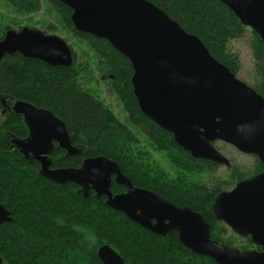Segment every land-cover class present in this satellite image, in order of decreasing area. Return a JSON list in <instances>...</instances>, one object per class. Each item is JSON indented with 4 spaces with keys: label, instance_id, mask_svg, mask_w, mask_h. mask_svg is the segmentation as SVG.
I'll return each mask as SVG.
<instances>
[{
    "label": "trees",
    "instance_id": "obj_1",
    "mask_svg": "<svg viewBox=\"0 0 264 264\" xmlns=\"http://www.w3.org/2000/svg\"><path fill=\"white\" fill-rule=\"evenodd\" d=\"M5 1L17 12L40 10L39 0ZM46 1L55 8L65 32L85 42L93 53V63L121 100L126 119L121 121L89 87L90 62L86 59V66L79 61L68 43L73 63L67 68L50 67L19 54L0 61V205L12 218L0 225V264H102L97 252L103 245L114 250L123 264H215L184 248L176 232L157 236L107 207L105 197L96 198L92 190L84 195L73 183L56 184L42 177L39 164L30 163L12 145L13 139L24 140L21 137L27 128L21 115L3 112V104L10 101L49 111L64 124L75 150L68 154L53 146L51 168L79 169L85 159L104 156L118 165L134 187L199 213L210 226L211 240L240 251H259L249 237L242 238L238 248L232 236L226 237L227 227L213 215V202L222 190L207 188L198 176L220 165L192 158L176 145L172 134L145 117L133 95L128 59L106 40L77 32L67 6ZM146 1L197 36L210 55L236 76L240 61L228 44L247 28L225 5L218 0ZM21 28L0 26V41L6 31ZM45 29L44 34L55 32L51 25ZM249 45L253 85L245 84L264 100V44L250 31ZM239 180L242 177L235 169L231 183ZM110 190L113 194L125 191L113 179Z\"/></svg>",
    "mask_w": 264,
    "mask_h": 264
},
{
    "label": "water",
    "instance_id": "obj_2",
    "mask_svg": "<svg viewBox=\"0 0 264 264\" xmlns=\"http://www.w3.org/2000/svg\"><path fill=\"white\" fill-rule=\"evenodd\" d=\"M71 10L77 32L106 40L131 64L133 95L141 113L197 160L226 168L229 160L214 146L227 144L264 165V100L215 60L199 38L184 31L146 0H57ZM258 35L264 44V0H218ZM19 54L50 67H70L72 51L65 40L36 28L8 30L0 41V61ZM21 115L29 137L12 140L28 161L39 163V174L56 183H73L84 195L92 190L105 205L157 235L177 233L178 242L215 264H264V173L239 181L219 193L212 206L216 220L260 251L227 247L209 237L210 226L188 207H178L153 192L134 187L118 165L104 156L87 158L79 169H50L53 143L74 153L62 121L46 110L21 101L9 102ZM4 105V104H3ZM113 181L125 191L113 194ZM12 220L0 205V225ZM102 264H123L109 246L98 249ZM1 263V258H0Z\"/></svg>",
    "mask_w": 264,
    "mask_h": 264
},
{
    "label": "rangeland",
    "instance_id": "obj_3",
    "mask_svg": "<svg viewBox=\"0 0 264 264\" xmlns=\"http://www.w3.org/2000/svg\"><path fill=\"white\" fill-rule=\"evenodd\" d=\"M39 1L40 10L37 13L25 14L17 12L5 0H0V26H34V28L40 31L46 30L45 28L49 25L54 26L55 32H49V34H54L65 40L66 43L72 47L73 52L77 55L79 61L84 62L87 59L90 62V76H88V78H90L91 83H89V87L95 90L100 98L119 117V119L124 122L126 119V113L123 109L121 100L117 95L111 92L107 81L102 79V73L98 72L96 69V64L93 63L95 56L90 51L86 43L71 37L69 32H65L62 26L59 24L55 8L52 7L46 0ZM250 31L251 30L247 28L246 32L241 37L230 41L228 47L240 61V69L236 74L237 78L251 86L253 85V81L251 77L252 54L249 45ZM87 57H89V59ZM213 146L229 160L230 167H215L213 171L199 174L198 177L207 188L215 187L216 189L222 191L230 190L233 188L236 182H238L233 181V183H231L235 169H237V173L241 175V177H244V175H247V173L250 171L253 159L250 156L241 154L233 147L222 142H214ZM229 235L235 239V245L240 248L241 244L243 243V241H241L242 238L227 228L226 237Z\"/></svg>",
    "mask_w": 264,
    "mask_h": 264
},
{
    "label": "flooded vegetation",
    "instance_id": "obj_4",
    "mask_svg": "<svg viewBox=\"0 0 264 264\" xmlns=\"http://www.w3.org/2000/svg\"><path fill=\"white\" fill-rule=\"evenodd\" d=\"M86 66H88L87 65V63H86V61H84L83 62ZM9 104L10 103H7L6 104V106H4L5 107V109L3 110V112L4 111H9L10 112V108L11 107H9ZM5 105V104H4ZM23 119V118H22ZM24 122V121H23ZM25 124V123H24ZM25 126H26V128H27V134L25 135V133L22 135V137H21V139H27L28 137H29V128H28V126L25 124ZM55 145H57V143L56 142H54L53 143V146H55ZM58 146V145H57ZM53 149V148H52ZM62 150H64V149H62ZM52 151V150H51ZM64 152L66 153L67 151H65L64 150ZM50 154H51V152L49 153V157H50ZM244 155V154H243ZM246 156H250L252 159H253V163H252V165H251V169H250V171L247 173V175H244V177L242 176V180H239V181H243V180H248V179H251V178H253V177H255V176H257V175H259V174H261V173H264V165L262 164V163H260V161L258 160V158L256 157V156H254V155H246ZM251 159V160H252ZM30 162V161H29ZM32 162H36V161H32ZM32 162H30V163H32ZM38 163V162H37ZM259 163V164H258ZM39 164V163H38ZM261 164V165H260ZM50 169H53V168H51L50 167ZM238 181V182H239ZM238 182H236V183H238ZM234 187V186H233Z\"/></svg>",
    "mask_w": 264,
    "mask_h": 264
}]
</instances>
